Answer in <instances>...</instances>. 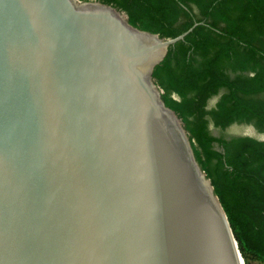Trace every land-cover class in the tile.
I'll return each mask as SVG.
<instances>
[{
  "label": "water",
  "instance_id": "obj_1",
  "mask_svg": "<svg viewBox=\"0 0 264 264\" xmlns=\"http://www.w3.org/2000/svg\"><path fill=\"white\" fill-rule=\"evenodd\" d=\"M98 0H0V264H246L154 69L185 39Z\"/></svg>",
  "mask_w": 264,
  "mask_h": 264
},
{
  "label": "trees",
  "instance_id": "obj_2",
  "mask_svg": "<svg viewBox=\"0 0 264 264\" xmlns=\"http://www.w3.org/2000/svg\"><path fill=\"white\" fill-rule=\"evenodd\" d=\"M98 1L164 38L197 23L169 48L154 77L185 123L245 263L251 254L264 262V139L216 136L210 128L246 123L264 130V0Z\"/></svg>",
  "mask_w": 264,
  "mask_h": 264
},
{
  "label": "rangeland",
  "instance_id": "obj_3",
  "mask_svg": "<svg viewBox=\"0 0 264 264\" xmlns=\"http://www.w3.org/2000/svg\"><path fill=\"white\" fill-rule=\"evenodd\" d=\"M216 101L217 98H214L210 104L213 105ZM210 128L211 132L216 136L232 137L237 135H251L264 139V130L258 129L254 124L236 123L226 129H220L211 123ZM249 262L250 264H264L262 260L253 254L249 256Z\"/></svg>",
  "mask_w": 264,
  "mask_h": 264
}]
</instances>
